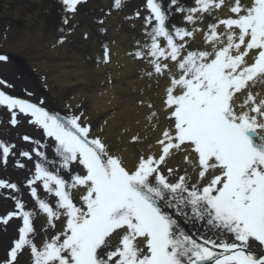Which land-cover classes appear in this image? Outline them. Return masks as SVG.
<instances>
[{
	"label": "snow or ice",
	"instance_id": "snow-or-ice-1",
	"mask_svg": "<svg viewBox=\"0 0 264 264\" xmlns=\"http://www.w3.org/2000/svg\"><path fill=\"white\" fill-rule=\"evenodd\" d=\"M86 2L61 0L67 32ZM124 6L112 0L105 15ZM145 8L143 40L129 55L144 65L160 106L137 101L146 123L123 135L144 147L131 166L85 111L50 113L43 100L0 90L11 126L30 115L53 141L49 156V145L29 135L21 137L29 150L0 139V166L13 158L26 168L17 157L33 162L23 186L0 179L14 203L0 225L7 231L20 221L0 264H20L25 252L30 264H264V0H145ZM175 15L179 24L170 23ZM101 47L97 62L107 64L111 49Z\"/></svg>",
	"mask_w": 264,
	"mask_h": 264
},
{
	"label": "rangeland",
	"instance_id": "rangeland-1",
	"mask_svg": "<svg viewBox=\"0 0 264 264\" xmlns=\"http://www.w3.org/2000/svg\"><path fill=\"white\" fill-rule=\"evenodd\" d=\"M38 1V2H37ZM102 0H87L86 3L82 4L79 7V11L72 17L73 28H76L78 22H96L98 18L96 15H100L99 7L102 6ZM130 4V9H135L136 11L141 12V17L139 19H134V24L137 25L138 22H143V13L144 6L142 1L139 0H127ZM144 11V12H143ZM65 15L63 5L61 0H0V54H5L9 57L7 62H0V80L7 81L9 87L0 86V90H4L6 94L12 95L15 98H21L22 96H27L32 98L38 105L41 100L44 101L43 106L50 113H59L60 115H67L70 112L85 111L89 116L92 127L94 131L98 132L101 127H103V135L106 137H112L117 127L124 126L134 122V125L138 126L136 120L139 119L142 108L137 106V101L142 96L145 99L151 98L157 108L160 106L159 99L157 98L156 88L153 84L151 88L147 87L150 83H146V86L143 88H138L135 94L129 95V103L132 104L133 109H137L139 114L130 119V112L126 111V105H114L96 111V103L93 100L92 93L98 88L97 78L100 76L102 78V83L104 85H115L117 84V79L115 77H106L107 81H104L102 77L104 69L107 72L106 75L111 74V69L107 67L103 70L98 69L97 60L93 56H90L91 60L86 57L87 64L84 70H89V75L86 74V77L81 78V74H77L78 66L75 62V53L77 52V47L85 49L89 45L94 44V40L90 37L87 40L82 39V34L79 35L78 32L73 33L67 32V29L62 24V17ZM105 20L102 27L106 28V32L99 31L98 28L94 35L100 39H105L109 37V33L112 31L110 26L109 17ZM43 28L44 31L50 30L51 28L56 29L60 33L56 32L58 39L62 35L67 34V39L60 47L56 50V54L53 52L50 46V40H45L44 48H39V51L34 47L35 42L31 38V34L34 32V29ZM65 28V32H61V29ZM79 28H76L77 30ZM98 33V34H97ZM102 37V38H101ZM68 43V44H67ZM40 47V45H38ZM58 47V46H57ZM93 45L90 49L95 48ZM135 48L131 45H127L126 50H124V55L129 61H133L134 58L129 55ZM41 50V51H40ZM123 57V55H121ZM38 58L45 64V68L38 73L36 70V63ZM120 61V60H118ZM118 61L114 63L110 61L106 65L111 66V64H117V70L120 72L123 70L122 64H119ZM137 63L139 61L137 60ZM119 67V68H118ZM95 69L99 70V73ZM62 70L64 75L66 72L72 75L69 83L60 85V82H56L59 74V71ZM128 70V79L125 80V87L127 88V82L130 80L141 79V70L135 69L130 63V69ZM32 73H31V72ZM66 75V74H65ZM79 76V78H77ZM117 76H121L120 73ZM79 79V80H78ZM127 81V82H126ZM71 83V84H70ZM148 92V93H147ZM131 97V98H130ZM77 100H74V99ZM74 102L70 103L69 106L66 103L67 101ZM130 109V108H129ZM109 110V111H108ZM146 109H144L145 111ZM10 119V111L6 106H0V139L10 141L13 144L17 145L18 150H29L33 145L24 142L21 137L24 135H29L36 140H43L49 145L48 154L52 155V143L51 138H47L43 134V130L39 125L31 123L32 119H29L26 116H19L20 123L13 127L8 121ZM163 121V117L161 119ZM107 121V124H105ZM124 121V123H123ZM127 129H129L127 127ZM140 127L137 129V131ZM125 129H121L124 131ZM130 133V132H129ZM149 135L155 136V133H150ZM116 142V149L123 146L121 138L114 137ZM152 141L150 140L149 143ZM134 147V146H133ZM21 162L26 164V168L20 169L15 167V159L10 158L7 164V167L0 166V179H8L11 182H16L23 186L24 181L26 180L25 174L29 168L32 167V161H25L22 158ZM27 176V175H26ZM23 198L29 208L33 206L32 198L28 194L26 187H23ZM8 204V205H5ZM14 203L12 200L6 199V201H0V214H4L7 211L12 210ZM46 223V220L43 216L39 217L35 221V226L39 232L42 225ZM20 224V221H19ZM58 230L61 225L58 222ZM10 232V231H9ZM4 231L0 227V237L4 236ZM53 233L48 232V236H51ZM16 235V232H10L6 234V239L8 241L7 245L3 248L4 251L0 253V257L4 255L6 248L9 246V241L12 240ZM44 233H41L37 237V243L40 244L45 239ZM20 264H30L29 254L25 252L24 256L20 259Z\"/></svg>",
	"mask_w": 264,
	"mask_h": 264
},
{
	"label": "bare ground",
	"instance_id": "bare-ground-1",
	"mask_svg": "<svg viewBox=\"0 0 264 264\" xmlns=\"http://www.w3.org/2000/svg\"><path fill=\"white\" fill-rule=\"evenodd\" d=\"M225 11H227V10L225 9ZM111 21H112V23H115V25L119 24V21H118L117 18H111ZM129 33L130 32L125 30L124 28H122V30L120 32L119 31L115 32V30H113L111 32L112 38L114 39V41H116V44L114 45V51L118 52V51H121L123 49V47H122L123 43H121V42H122V38L125 39V37L122 34L128 36ZM43 34L44 33H43L42 30L34 29V32L30 36L31 38H33V42H35L34 47H36L38 51H39V47H38L39 39H41L43 37ZM121 52H123V51H121ZM121 52H118V57L119 58H121V55H122ZM121 59H123V60H120L121 62L118 61L119 64L123 65V70L121 71V73H120L119 70H117V64H114V66H113V64H111V66H106L108 69H111V76L115 77V79L118 78L119 81L117 82V84L111 86V85H104L102 83V87H98V88H100L99 91H98L99 95L97 94V96H96L95 94H92V97H93L94 102L96 103V107H95L96 111H99L102 108H105L108 104L109 105H116V104L117 105H122L123 104V105H126L128 107L126 111L130 112V115H131L130 119H133L139 114V111L137 109L134 110L133 107H132V104L129 103V101H128L129 95L135 94V92L138 90V88H143L144 86H146V83H149V82L146 80V78L142 77V73H141V79L130 80L128 82L126 81L127 82V88H124L125 87L124 86L125 85V80L128 79V73L129 72H128L126 66H124V62H126V61H124V57L121 58ZM38 62L40 63L41 68H42V66H44V64L42 63V61L39 58H38ZM137 65L139 66L138 63H136V66ZM83 73H80V71L77 72V74H83ZM119 73H120L121 76H117ZM65 74L63 75L62 74V70H60L59 74L55 75V76L59 77L57 79H58V81L61 82V85L69 83L70 80H71V76L72 75L68 74V72H66ZM106 74H107V72L104 69V73H103L104 81H107L106 77H108L110 75V74L109 75H106ZM77 78H79V76H77ZM101 81L102 80H100V82ZM108 106H107V108H108ZM145 114H146V110L144 111V109L142 108V113H141L139 119L136 120V121H139V125L138 126H136L137 124L134 125L135 121H133L130 124V126H129V124L126 125V128L128 127L129 130H130L129 136L131 134L136 133L137 129L139 127H140V129L138 131H140L144 127V125L146 123V121L144 119ZM161 119H162V117H161ZM123 123H124V121H123ZM124 125H125V123H124ZM119 136L121 138H123V140H124L123 147H120L119 149H116L112 144H110L109 142L108 143L110 145H112V147L115 150L120 151L121 154L128 161L129 166H131V164L134 162V160L136 158L137 149L138 148H143L144 145H135L133 147V145L128 142L129 141V136H121V134ZM178 162H179L178 160L177 161H173L174 164H176ZM1 251H2V248L0 249V252Z\"/></svg>",
	"mask_w": 264,
	"mask_h": 264
}]
</instances>
